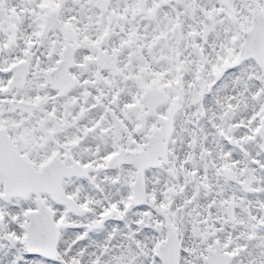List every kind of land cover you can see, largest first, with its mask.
Listing matches in <instances>:
<instances>
[{
	"label": "snow or ice",
	"instance_id": "6c2138e0",
	"mask_svg": "<svg viewBox=\"0 0 264 264\" xmlns=\"http://www.w3.org/2000/svg\"><path fill=\"white\" fill-rule=\"evenodd\" d=\"M0 264H264V0H0Z\"/></svg>",
	"mask_w": 264,
	"mask_h": 264
}]
</instances>
